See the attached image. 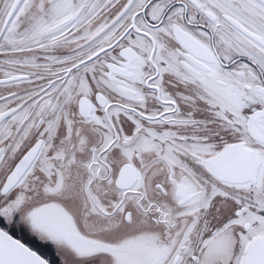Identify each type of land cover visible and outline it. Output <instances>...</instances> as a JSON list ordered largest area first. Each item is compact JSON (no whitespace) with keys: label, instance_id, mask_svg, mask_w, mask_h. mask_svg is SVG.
I'll use <instances>...</instances> for the list:
<instances>
[{"label":"snow or ice","instance_id":"1","mask_svg":"<svg viewBox=\"0 0 264 264\" xmlns=\"http://www.w3.org/2000/svg\"><path fill=\"white\" fill-rule=\"evenodd\" d=\"M0 264H264V0H0Z\"/></svg>","mask_w":264,"mask_h":264}]
</instances>
